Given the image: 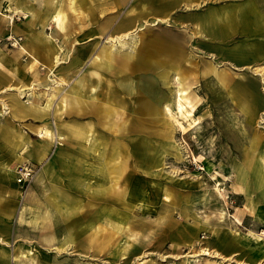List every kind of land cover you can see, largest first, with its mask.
Masks as SVG:
<instances>
[{
  "label": "rangeland",
  "instance_id": "rangeland-1",
  "mask_svg": "<svg viewBox=\"0 0 264 264\" xmlns=\"http://www.w3.org/2000/svg\"><path fill=\"white\" fill-rule=\"evenodd\" d=\"M18 1L0 0V242L9 257L31 250L36 264H264V32L240 28L221 38L203 24L211 11L249 0H179L172 7L166 0H53L68 10L69 31L49 21L36 51L41 64L32 69L31 54L20 47L42 25L19 14ZM126 19L131 27L117 33ZM142 34L163 36L177 52L151 57L147 71L115 74L103 63L101 69L94 65L99 53L104 63L110 54L139 55ZM135 37L134 52L113 47ZM48 51L59 59L51 71ZM94 70L101 82L91 75ZM214 72L228 76L226 90L217 88ZM121 82H131L133 92ZM146 83L158 88L160 108L151 102L155 107L141 110ZM238 87L245 95L235 93ZM183 90L193 116L175 107ZM74 91L81 103L67 109L64 98ZM245 101L255 117L243 113ZM98 104L120 115L105 117ZM124 120L125 131H118ZM46 128L61 137L43 138ZM7 137L25 146L16 151ZM41 146L47 150L39 160ZM79 148H94L95 161L79 166L74 155ZM25 163L35 169L34 177L42 168L48 171L41 183L46 202L55 186L67 188L80 207L52 223L46 237L43 231L38 237L16 236L34 179L19 181ZM114 163L117 186L109 175ZM73 165L81 168L74 171ZM8 170L16 171L12 183L1 181ZM73 175L78 186L71 185ZM255 183L263 190L249 194L246 186ZM109 184L111 190H98ZM21 261L9 264L27 263Z\"/></svg>",
  "mask_w": 264,
  "mask_h": 264
},
{
  "label": "crops",
  "instance_id": "crops-1",
  "mask_svg": "<svg viewBox=\"0 0 264 264\" xmlns=\"http://www.w3.org/2000/svg\"><path fill=\"white\" fill-rule=\"evenodd\" d=\"M157 1H164L165 4V0H157ZM179 0H173L171 2L166 0L167 4L169 3V5H167V7H172L175 6L178 3ZM187 1H193V0H187ZM66 5V3H65ZM59 6V5H58ZM56 5H52V3L50 5H47L44 8H40L36 5H33L32 8V14L30 16L35 18V21L37 23H39L40 25H42L43 20L39 19L40 17H44V18H51L49 21H54L55 23L59 22L61 23V21H55V19H52L55 15H57L58 13L60 14V18L59 20H62V26L61 29H65V24H66V32L69 31V12L66 8H63L62 6V10H57L56 9ZM19 5H18V9H19ZM58 8V7H57ZM19 14H21L19 11H17ZM37 13L34 14V13ZM40 15V16H39ZM29 18V19H30ZM156 20H158L159 22L164 21L163 18H157ZM156 20H154V24H156ZM31 20H29L30 22ZM49 21L46 23V25L43 27L42 25V31L40 32V34H33L31 36V41L30 43H25L24 44V48L23 45L20 47V49L26 53H30L32 60L30 61L31 65L30 68H37L39 64H41L40 60L36 57V51L37 48H35L34 44L36 45L37 39H40L42 43L43 38H44V33H45V27L49 24ZM32 24V23H31ZM121 24H123V28H127L125 29H121L124 31H127L129 29V27H131L132 25V21H129L128 19H126L125 21H123ZM121 24L119 26H121ZM203 24L204 27L206 28V30L208 32H210L213 36L216 37H221V38H225L228 35L233 34L237 29H242L244 32L246 33H250V34H260L264 32V5H262V2H259L258 0H249L248 3L242 5V6H231L229 8H224L222 10L219 11H211L210 13H208L207 16L204 17L203 19ZM119 26L116 29L117 33H119ZM122 32V31H121ZM140 53L139 55H131V54H127V55H113L110 54L107 58V63L105 60L102 59V56H100V53L94 58L93 63L96 67H98L99 69H101L103 67L102 63L104 65L107 66V72L110 73H115L118 74V72H123V74L130 72L132 70H138V71H147L150 70L152 68V62H151V57L159 55V54H175L177 52L176 48L169 44L165 38L161 35H149V37H143V34L140 36ZM139 42V41H138ZM33 44V45H30ZM37 47V46H36ZM38 47H40V45H38ZM82 48V47H81ZM80 48V49H81ZM79 49V50H80ZM113 52V51H112ZM250 52V51H249ZM257 52V51H256ZM259 52V51H258ZM79 54L81 55L82 59H84L86 57V54H83L82 52L79 51ZM100 60V63L95 64L97 60ZM47 60H49V62H47V66L49 71L53 70V67L56 65V63L58 64V62L52 63L50 61V59L48 58ZM56 61V60H54ZM117 61V65L114 67V62ZM43 64V63H42ZM45 65V64H43ZM69 68H67V70H69ZM118 70V71H117ZM75 71V69L69 70V72L73 73ZM176 72H179L181 74H183L182 76L185 77V70L183 68H176ZM91 75H95L99 78L98 81L101 82L102 77L101 74L98 73V71H92ZM214 80L215 82L219 85L217 88H219L221 91L222 90H226L225 86L228 83L229 79L228 76L225 73H217L214 72ZM58 84L61 83L60 81L57 82ZM148 83V82H147ZM146 83V84H147ZM154 83V82H152ZM78 86L79 88L84 87L85 86V80L84 78H80L78 80ZM121 86L123 87V89L125 91L128 92H133L134 87L133 84L131 82H127V83H123L121 82ZM145 91L147 92V96H143L140 105H141V110H148L149 108H151L150 106H152L151 102L158 107V88L156 87V85L154 84H147ZM238 94H242L245 95L246 90L244 87H238L236 89ZM234 92V91H233ZM184 95H188L187 92L185 90H183L181 92V94L179 96L182 97V102L183 104L186 106L187 105L184 103ZM179 96L176 100L175 103V107L177 109V103H178V99ZM189 99V98H188ZM81 96L79 94L78 91H74L73 92V96L71 98H69V96H66L64 98V103H65V107L67 109H74L76 107H78L81 103ZM186 100V99H185ZM191 103V102H190ZM92 104H96V102L92 101ZM15 107V106H13ZM155 107V106H152ZM168 109V107H166ZM241 109L243 110V113H246V111H249L248 116H251V118L254 116L255 114L252 110V108H250V104H246V101L243 102V107H241ZM97 110L100 111L101 113H103V115L105 117H113L115 115H120L119 111H115L114 107L108 104H98L97 105ZM170 110V108H169ZM252 110V111H251ZM189 111L191 112V116H193V108L189 109ZM120 112L122 113L123 111L120 110ZM123 114V113H122ZM122 116V115H121ZM190 116V117H191ZM186 118V117H185ZM253 120V119H252ZM254 121V120H253ZM126 120H124L122 122V125L119 126L118 131H125L126 129ZM49 128H46L45 130H47ZM45 130L41 131V134L43 132H45ZM52 132V131H51ZM8 134V133H7ZM77 137H80L81 135H76ZM43 137V136H42ZM50 136H44L43 138H48ZM56 137H61V135L59 134V132H55L53 134V138ZM7 139L9 140L11 146L17 151L19 149H21V147L25 146V142H18L16 141L13 137H7ZM94 149V148H93ZM93 149H84V148H79L78 150L75 151V157L77 158L75 162H77V164L79 166H81L80 164L83 163H91L92 161H95V156H93ZM47 150V146H41L39 148V150L37 151V155H38V159L41 160L44 157V153ZM88 158H93V160H88ZM16 159L18 160V162H23L24 158L21 156H16ZM257 159V157H256ZM95 162H93L92 164L94 165ZM96 167L100 169L103 168V163L101 160H97L96 162ZM81 167H78L76 165H73V170L77 171L78 169H80ZM109 168H111L109 170V175L111 176L110 179H115V184L117 186V179L115 177H113V174L116 169H117V163L112 166L109 165ZM15 172V170H12ZM239 171V170H238ZM9 172V170L7 171V173ZM48 171L45 170V168L41 169L38 174L35 176L32 185L30 186L29 190L27 191L26 195L24 196V202H22L21 208H20V212L17 218V229H18V234L16 236H35L38 237L39 234H41V232H45V237L48 236L46 235L48 230L51 229L53 226L51 225L52 223L54 224L55 221L58 220V218H62L65 220L66 217L73 215L77 212H79L80 207L79 204L77 203V201L75 200V198L70 194L69 190L67 188H56L55 186H53L50 189L54 190V193L51 196V200L49 199V202H46L45 197L43 198L42 194H41V190H43V188H41V186H44L42 183L43 177H45V175L47 174ZM6 173V175H4V177H2L1 181L4 183H8L11 182V177H9V175ZM16 173V172H15ZM109 176V177H110ZM15 177V174H14ZM13 182V181H12ZM11 182V183H12ZM71 185H75L78 186V180L76 177L71 178L70 180ZM260 183H255L254 187H247L246 186V190L249 194H252L254 190H258V191H262L263 188L259 186ZM12 195L17 196L19 194L18 190L15 189L16 187L12 186ZM112 188V184L107 185L106 187H100L98 190H111ZM113 188H115V186H113ZM49 189V188H48ZM47 189V190H48ZM252 191V192H251ZM99 194H101L100 192H97ZM23 210H25V215L24 217H22V212ZM51 226V227H50ZM97 232V231H96ZM71 238H66V240L63 241V245L62 247L64 249H66V247L70 244ZM5 245H1L0 242V264H9V260L12 262L16 261L18 258L24 260H27L26 264H36L35 261H33L35 258H37V256H35L31 250H27L24 251L22 254L20 255H13V257H9V253L7 252ZM59 252V251H58ZM29 254V255H28ZM31 254V255H30ZM10 258V259H9ZM21 261L22 263H25L26 261Z\"/></svg>",
  "mask_w": 264,
  "mask_h": 264
},
{
  "label": "bare ground",
  "instance_id": "bare-ground-1",
  "mask_svg": "<svg viewBox=\"0 0 264 264\" xmlns=\"http://www.w3.org/2000/svg\"><path fill=\"white\" fill-rule=\"evenodd\" d=\"M53 4V0H30V1H28V2H26V1H23V0H19L18 1V5H19V9H18V11L24 16V18L25 19H29L30 18V16H31V14H32V8H33V5H36V6H38V7H40V8H44V7H46L47 5H50V4ZM62 6L63 5H59V6H57L56 7V9L57 10H62ZM40 16V15H39ZM59 18H60V14L58 13L57 15H55L52 19H55V21H61V23H55L56 24V26L59 28V29H61V26H62V20H59ZM39 19H42L43 20V22H42V25H43V27L46 25V23L51 19V18H44V17H40ZM156 22V21H155ZM123 24H121V26H119V32H121V31H124V30H121V29H125V28H123V26H122ZM127 29V28H126ZM125 29V30H126ZM62 30V29H61ZM126 32V31H125ZM67 32H66V24H65V34H66ZM125 35H127V34H125ZM119 37V36H118ZM119 40H120V38H119ZM138 41H139V38H137V37H135V40H133V41H120L121 43H120V48H117L115 45L113 46V47H115V49L116 50H126V51H130V52H134L135 51V49L138 47ZM40 42H41V40L40 39H37V42H36V45L34 44V46H35V48H38V45H40ZM30 45H33V44H30ZM37 46V47H36ZM23 48H24V45H23ZM25 49V48H24ZM54 52V51H53ZM48 54H53V53H51L50 51H48ZM49 59H50V61L52 62V63H55V62H58L59 61V59H58V55H56L55 56V53L53 54V56L50 58L49 57ZM54 60H56V61H54ZM177 108H178V111H179V113H181V114H185L186 112H188V113H190L191 114V112L189 111V110H187L186 109V106L183 104V102H182V97L181 96H179V99H178V103H177ZM169 109V108H168ZM198 124H196V126H197ZM198 129V128H197ZM43 135H45V136H50L51 138H53V133L49 130V129H47V130H45V132L44 133H42ZM74 135H81V132H79V131H74ZM16 172V171H15ZM15 172L14 171H12V170H9V172L7 173L8 175H9V177H11V179L12 178H14V174H15ZM35 178V177H34ZM34 180V179H33ZM24 215H25V210H23V212H22V217H24Z\"/></svg>",
  "mask_w": 264,
  "mask_h": 264
},
{
  "label": "built area",
  "instance_id": "built-area-1",
  "mask_svg": "<svg viewBox=\"0 0 264 264\" xmlns=\"http://www.w3.org/2000/svg\"><path fill=\"white\" fill-rule=\"evenodd\" d=\"M35 169L29 164L25 163L21 166L20 172H19V181L26 183L29 182L31 179L34 178Z\"/></svg>",
  "mask_w": 264,
  "mask_h": 264
}]
</instances>
